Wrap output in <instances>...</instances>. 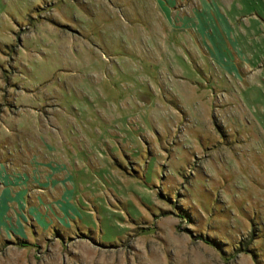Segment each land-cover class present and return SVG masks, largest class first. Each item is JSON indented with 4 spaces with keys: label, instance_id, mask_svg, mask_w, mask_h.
Here are the masks:
<instances>
[{
    "label": "rangeland",
    "instance_id": "obj_1",
    "mask_svg": "<svg viewBox=\"0 0 264 264\" xmlns=\"http://www.w3.org/2000/svg\"><path fill=\"white\" fill-rule=\"evenodd\" d=\"M0 142V264H264V0H0Z\"/></svg>",
    "mask_w": 264,
    "mask_h": 264
},
{
    "label": "crops",
    "instance_id": "obj_2",
    "mask_svg": "<svg viewBox=\"0 0 264 264\" xmlns=\"http://www.w3.org/2000/svg\"><path fill=\"white\" fill-rule=\"evenodd\" d=\"M1 143V142H0ZM10 152V151H9ZM1 154V153H0ZM1 156V155H0ZM32 155L30 153H23L20 157L15 156L13 154L9 153V156L4 160L2 159L1 162L5 163V167L7 168L8 173H4L3 178L2 176H0V179L2 180L0 182V236L3 235V230H2V223L5 222L6 223V218L7 213L9 214H14L15 212L10 211L11 210V206L13 204L17 205V208H19V215L17 214L16 217H14V222L16 223V225H13L12 220L9 221V228L12 229L13 233L16 234H26L27 230H25V228L22 226V224L20 223L21 218H27L25 216V214L23 213V211L21 210V207L19 206L20 203L22 205H26L27 201L29 203L30 206V213H31V219L34 222V230L39 229L42 233H45V229L42 228L39 224L41 223L39 221V215L40 210H39V206L41 207V205H43V202H46V204L52 203L53 201H50L49 199H47L45 196H42L41 194H45V189L43 188V185H45L46 183H48V179L45 180V182L40 183V179H38L37 177H32L29 174V169L31 170V166L33 165V169H37L35 168V162H33L34 160L32 159ZM18 163H20L19 165H17ZM22 163H25V167L27 168H23ZM12 165V166H10ZM11 169V171H10ZM32 178L33 182L32 184H30V179ZM40 184L39 186L41 188H35L34 192L36 193V191H39V196L37 195L36 198H40V202H42V204L39 205L38 201H35L33 199L32 196V192L30 191L31 186L35 187L37 185L35 184ZM61 194V193H59ZM59 196V195H58ZM58 196H54L53 200L58 199ZM11 197H14V201H11ZM42 197L45 199V201L42 200ZM34 205H39V206H34ZM12 208L15 210L16 208L14 206H12ZM50 210V206H46L45 211H43L41 209V211L43 213L46 212V209ZM55 208V207H54ZM56 213H53V216L49 213L47 216V219L49 220L50 223H54L56 220H60L59 217H62V215H64L61 211L59 212L56 208ZM17 211V212H18ZM46 215V213H45ZM41 217H43L41 215ZM17 218V220H16ZM66 218V217H64ZM67 219V218H66ZM11 224V225H10ZM42 225V224H41ZM15 226V228H14ZM14 228V229H13ZM6 233L8 235H10L9 231H6Z\"/></svg>",
    "mask_w": 264,
    "mask_h": 264
}]
</instances>
